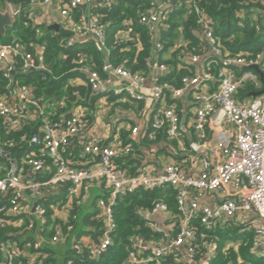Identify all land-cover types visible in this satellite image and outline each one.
<instances>
[{
    "label": "built area",
    "instance_id": "1",
    "mask_svg": "<svg viewBox=\"0 0 264 264\" xmlns=\"http://www.w3.org/2000/svg\"><path fill=\"white\" fill-rule=\"evenodd\" d=\"M2 1L15 21L0 36V264H55L58 248L76 254L62 264H96L116 240L119 201L156 189L162 198L135 207L146 233L129 237L121 264H213L216 233L230 225L252 236L223 251L249 242L264 258V95L239 96L262 88L252 68L264 74L262 52L226 49L205 0H136L137 15L119 21L108 15L119 0ZM142 29L143 70L113 63L108 37L135 63ZM50 41L92 42L104 61L97 70L78 53L75 74L50 93L45 83L61 78ZM82 211L93 224L78 228Z\"/></svg>",
    "mask_w": 264,
    "mask_h": 264
},
{
    "label": "trees",
    "instance_id": "2",
    "mask_svg": "<svg viewBox=\"0 0 264 264\" xmlns=\"http://www.w3.org/2000/svg\"><path fill=\"white\" fill-rule=\"evenodd\" d=\"M139 5L140 2L136 0H119L117 8L111 11L108 15L116 21L128 16L135 17L137 15ZM203 8L205 12L214 20L215 35L218 36L222 45L226 49L232 53L243 52L254 54L256 52H262L264 54V0H205ZM255 23H259V26L256 27ZM15 28H17L18 31L27 30V28H23L22 23L19 21H17ZM22 33L23 32H20L19 34L22 35ZM28 37L31 36L28 35ZM8 40V37H0V42ZM141 40L143 50L137 59V62L135 61L134 63L133 51H120L122 45H120L117 41H114L112 36H109L107 42L110 50L109 59L113 61V63L125 60L126 67L131 71L143 70L144 66L142 63V57L147 55L150 47L149 36L143 29L141 30ZM48 51V62L51 63L55 73L61 74V78L58 80L49 79L45 83L46 90L50 93L52 90L62 85L68 77L75 74L67 72V70L72 66V60L77 59L78 53H84L87 55V59H92L93 64L88 62H85V64L97 70L104 61V57L101 52L92 42L87 43L82 47L73 48L72 50H62L57 41H50ZM61 51L63 54L67 55L64 63L63 59L59 57V53ZM170 63H172V61H170ZM181 74L182 72L176 75V79H178ZM79 89L82 97L88 96L89 92L86 86L81 85L79 86ZM257 90L258 89L253 85L246 84L240 89L239 96L247 97L251 92ZM121 105L124 108L133 107L130 104ZM126 132L127 131L124 129L121 130V135L125 136ZM163 139V136L157 134L152 139H145L146 143L144 142L143 144H146L148 147L156 146ZM167 190L171 192L170 188ZM160 198H162L161 189L153 191L138 190L135 193L125 196L119 201L115 207V217L118 225L116 240L109 250L101 257V259L96 262V264H121L127 253L129 237L139 232L146 233L145 229L142 228L141 221L135 214V207H148L153 201ZM164 200L169 202L171 205L173 204L170 197H166ZM87 224H93V222L89 219L88 215L82 211L80 213V223L78 224V228H82L83 225ZM216 234L219 242V250L213 264H264V258L253 257L250 252L249 242L241 243L238 248V253H236L232 248L227 251H223L224 243L228 239L237 240L241 238L243 241L246 239L249 240L252 236L251 232L238 234L237 228L230 225L225 228L224 231H217ZM50 252V258L55 264L57 262L64 263L63 260L76 255L74 251L67 249L64 251V259L60 260L59 257L62 259V255L57 257V250H51ZM238 255L244 260L243 263L237 262ZM93 263L94 262H92V264ZM87 264L91 263L88 262Z\"/></svg>",
    "mask_w": 264,
    "mask_h": 264
},
{
    "label": "water",
    "instance_id": "3",
    "mask_svg": "<svg viewBox=\"0 0 264 264\" xmlns=\"http://www.w3.org/2000/svg\"><path fill=\"white\" fill-rule=\"evenodd\" d=\"M82 8H84V6H82ZM14 21L15 20L12 14L10 13L9 6L7 3H5L4 11H0V36H4L7 27L10 28L13 27ZM252 68L260 75V79L262 81V88L257 91L251 92L250 96L256 97V96L264 95V74L262 71H260L258 66L254 65L252 66Z\"/></svg>",
    "mask_w": 264,
    "mask_h": 264
},
{
    "label": "rangeland",
    "instance_id": "4",
    "mask_svg": "<svg viewBox=\"0 0 264 264\" xmlns=\"http://www.w3.org/2000/svg\"><path fill=\"white\" fill-rule=\"evenodd\" d=\"M3 4H4L3 1L0 0V9L3 8ZM56 250H57V257L62 255V259L60 257H59V259L63 260L64 259V251H61L59 248ZM56 264H59V262H57Z\"/></svg>",
    "mask_w": 264,
    "mask_h": 264
},
{
    "label": "crops",
    "instance_id": "5",
    "mask_svg": "<svg viewBox=\"0 0 264 264\" xmlns=\"http://www.w3.org/2000/svg\"><path fill=\"white\" fill-rule=\"evenodd\" d=\"M117 120H118V126H123V124H124L123 121L121 119H117ZM59 264H62V262L59 263Z\"/></svg>",
    "mask_w": 264,
    "mask_h": 264
}]
</instances>
